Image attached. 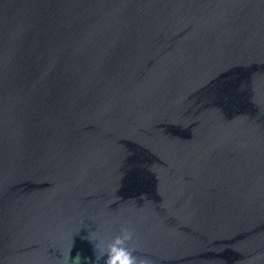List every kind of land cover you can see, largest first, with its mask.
Masks as SVG:
<instances>
[{
    "label": "water",
    "instance_id": "obj_1",
    "mask_svg": "<svg viewBox=\"0 0 264 264\" xmlns=\"http://www.w3.org/2000/svg\"><path fill=\"white\" fill-rule=\"evenodd\" d=\"M122 227L151 264H264V0H0V264Z\"/></svg>",
    "mask_w": 264,
    "mask_h": 264
},
{
    "label": "clouds",
    "instance_id": "obj_2",
    "mask_svg": "<svg viewBox=\"0 0 264 264\" xmlns=\"http://www.w3.org/2000/svg\"><path fill=\"white\" fill-rule=\"evenodd\" d=\"M134 234L128 227H122L117 235L107 246L101 249L94 245L95 260L92 264H151V261L142 256L134 255L136 249L129 248V242L133 240ZM72 264H81L79 254L71 259Z\"/></svg>",
    "mask_w": 264,
    "mask_h": 264
}]
</instances>
